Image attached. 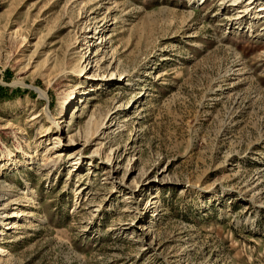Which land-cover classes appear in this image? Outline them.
Masks as SVG:
<instances>
[{
    "label": "rangeland",
    "instance_id": "obj_1",
    "mask_svg": "<svg viewBox=\"0 0 264 264\" xmlns=\"http://www.w3.org/2000/svg\"><path fill=\"white\" fill-rule=\"evenodd\" d=\"M0 264H264V0H0Z\"/></svg>",
    "mask_w": 264,
    "mask_h": 264
},
{
    "label": "bare ground",
    "instance_id": "obj_2",
    "mask_svg": "<svg viewBox=\"0 0 264 264\" xmlns=\"http://www.w3.org/2000/svg\"><path fill=\"white\" fill-rule=\"evenodd\" d=\"M192 1H193V3H195V2H198L199 0H192ZM4 252H5V250H3V249L0 248V253L2 254V253H4ZM1 254H0V255H1ZM2 255H3V254H2Z\"/></svg>",
    "mask_w": 264,
    "mask_h": 264
}]
</instances>
